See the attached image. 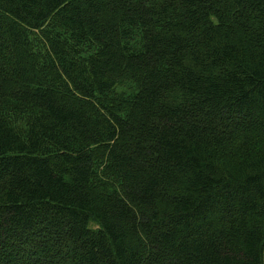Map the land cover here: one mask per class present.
<instances>
[{
    "label": "trees",
    "instance_id": "trees-1",
    "mask_svg": "<svg viewBox=\"0 0 264 264\" xmlns=\"http://www.w3.org/2000/svg\"><path fill=\"white\" fill-rule=\"evenodd\" d=\"M0 264H264V0H0Z\"/></svg>",
    "mask_w": 264,
    "mask_h": 264
},
{
    "label": "rangeland",
    "instance_id": "rangeland-1",
    "mask_svg": "<svg viewBox=\"0 0 264 264\" xmlns=\"http://www.w3.org/2000/svg\"><path fill=\"white\" fill-rule=\"evenodd\" d=\"M92 228H95L96 227V225L94 224V223H91V225H90Z\"/></svg>",
    "mask_w": 264,
    "mask_h": 264
}]
</instances>
